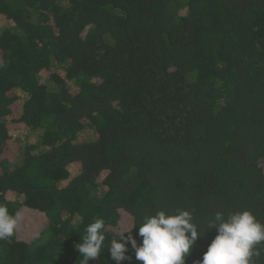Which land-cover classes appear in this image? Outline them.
Instances as JSON below:
<instances>
[{
	"label": "trees",
	"instance_id": "trees-1",
	"mask_svg": "<svg viewBox=\"0 0 264 264\" xmlns=\"http://www.w3.org/2000/svg\"><path fill=\"white\" fill-rule=\"evenodd\" d=\"M0 205V264H82L96 217L88 264L160 210L264 224V0H0Z\"/></svg>",
	"mask_w": 264,
	"mask_h": 264
},
{
	"label": "clouds",
	"instance_id": "clouds-1",
	"mask_svg": "<svg viewBox=\"0 0 264 264\" xmlns=\"http://www.w3.org/2000/svg\"><path fill=\"white\" fill-rule=\"evenodd\" d=\"M19 213L10 215L6 206L0 205V240L13 236L18 227ZM139 226L140 243L132 235L134 227ZM106 223L96 217L86 227V234L75 247L83 257L82 264L89 260H99L104 248ZM215 230L216 235L202 260L197 264H254L258 257V246L264 244V224L258 222L248 210L228 214L216 212L207 222L206 230L201 233L194 223V215L189 210L176 209L172 214L163 210L145 216L141 223L134 224L131 231L116 234L107 249L114 264L130 261L126 255L131 250L135 259L142 264H186L194 246L206 231Z\"/></svg>",
	"mask_w": 264,
	"mask_h": 264
},
{
	"label": "rangeland",
	"instance_id": "rangeland-1",
	"mask_svg": "<svg viewBox=\"0 0 264 264\" xmlns=\"http://www.w3.org/2000/svg\"><path fill=\"white\" fill-rule=\"evenodd\" d=\"M13 134L16 135L15 132H14ZM80 137H81L80 140H85V139L88 138V136H87L86 134H84V133L80 134ZM21 139H22V137H21ZM26 140H27L29 143H32V142L35 141V137L33 136V134H29ZM17 141H18V140H17ZM23 143H25L24 140H19V144H20V145H22Z\"/></svg>",
	"mask_w": 264,
	"mask_h": 264
}]
</instances>
